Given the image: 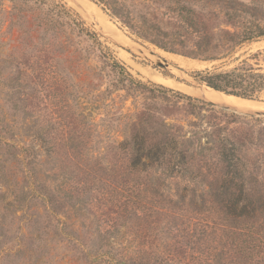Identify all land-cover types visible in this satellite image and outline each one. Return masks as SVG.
I'll list each match as a JSON object with an SVG mask.
<instances>
[{"label": "rangeland", "instance_id": "1", "mask_svg": "<svg viewBox=\"0 0 264 264\" xmlns=\"http://www.w3.org/2000/svg\"><path fill=\"white\" fill-rule=\"evenodd\" d=\"M52 1L64 4L95 37L81 42L85 52L80 53L77 45L67 44L66 33L52 39L39 31L32 41L17 28L9 29L0 15V264H112L109 258L94 262L89 257L102 254L129 259L128 264H198L197 253H207L209 264H244L234 235L219 225L192 235L197 227L191 217L202 201L216 205L222 200L210 189L217 182L213 168L204 163L217 153L209 151L206 139L232 134L240 139V151L249 159L247 186L264 200V115L209 101L195 109L196 118L190 112L194 100L188 104L174 93L204 101L192 91L205 86L197 72L214 67L231 70L245 62L264 74V37L224 55L218 50L223 57L216 61L181 53L193 44L185 33L187 10L201 16V28L218 32L230 29L225 3L238 1L253 9L254 21L264 27V0H116L124 2L132 19L152 28L148 39L136 37L95 1ZM87 1L108 22L79 6ZM181 59L198 63L182 66ZM106 88L112 91L108 96ZM246 100L264 103V90ZM137 111L150 115L143 129L152 143L180 142L197 132L208 150L195 157L192 173L177 168L168 174L166 165L144 172L129 168L128 154L117 146L131 136ZM190 121L197 128L188 126ZM161 123L182 129L169 137ZM26 147L32 150L23 151ZM192 149L199 150L195 144ZM131 187L140 191L141 202L146 199L143 210L125 199ZM116 188L122 189L118 195ZM255 261L245 264H264Z\"/></svg>", "mask_w": 264, "mask_h": 264}, {"label": "trees", "instance_id": "2", "mask_svg": "<svg viewBox=\"0 0 264 264\" xmlns=\"http://www.w3.org/2000/svg\"><path fill=\"white\" fill-rule=\"evenodd\" d=\"M92 1L100 5L110 16L117 18L136 37L141 39L150 37L152 28L132 19L124 6V2L116 0ZM6 3H8V6L5 5ZM223 8V16L230 29H222L218 32L201 28L199 26L201 25V16L192 10H187L185 33L193 44L189 51L181 52L183 55L199 58L202 61H216L223 57L216 54L218 50L224 55L230 53L232 49L241 43L264 37V27L254 21L257 15H255L253 9L243 6L238 1H228ZM70 12L64 4L55 3L52 0H0V15L9 22V29L17 28L19 34L25 35L32 41L35 39V32L39 31L48 34L52 39L63 37V34L66 33L67 38L65 41L67 44L77 45L78 51L84 53L81 42L86 39L94 42L95 34H90L84 27L83 21L78 20V17V19L74 18ZM209 15L211 18L215 17L212 12ZM50 44L47 43L46 45L49 46ZM155 44L166 51L175 52L168 47L170 46L168 44ZM42 51L47 54L46 48ZM245 65L246 63L242 62L240 67L231 70H219L216 67L211 70L205 69L197 72L198 80L206 87L218 92L243 99H254L258 93L264 90V74L254 73L253 68ZM127 76L129 77V86H131L130 84L134 82L129 75ZM135 85L136 87L141 86L140 82H136ZM113 86V88L118 87L117 85ZM122 86H124V89L127 88L126 85ZM159 88L164 90L162 87ZM111 92L106 88L104 93L108 96ZM174 94L178 99L188 101V104L194 100L196 104L194 106L190 104V112L196 118L200 116L196 110H201L202 107L210 105L209 102L192 99L178 92ZM146 106L142 105V109L147 110ZM149 117L150 115L137 111L135 115L136 122L130 125L131 136L124 139L117 146L122 153L128 154L129 168L135 172H144L154 166L166 165L168 174L174 173L177 168L192 173L191 170H194L192 168L196 162L195 157H201L204 150L215 149L217 157L212 161L205 162L204 165L213 168L217 184L214 187L211 186L210 189L214 191V194L217 193V196L222 197V200L216 205L201 202L199 209L191 217L193 229L197 227L195 231L192 230L191 234L193 235L196 232L205 233L209 229L216 230L215 227L219 225V229H225V234L228 236L232 234L235 239L239 240L240 244L238 243V248L237 246L236 248L238 260L241 263L245 264L251 258L264 262V200L261 195H258L247 186L249 182L247 179L249 159L240 151L242 147L240 139L233 134L231 137L225 135L215 137L216 139H212V141L206 139L205 145H212V148L206 149L200 145L197 132L193 131L191 139L194 141L188 138L178 142L171 138L162 143H152L146 140L145 130L143 129L144 120H148ZM161 124L157 126L165 130L166 135L169 137L176 136V133L182 129L180 125ZM188 126L195 129L197 123L190 121ZM193 144L199 149L196 152H193ZM22 150L26 152L32 149L26 147ZM196 169L198 170L199 167H195ZM68 189L71 190L72 188ZM114 191L118 195L120 194L118 191H122V189L118 188L117 190L116 188ZM125 191L127 192L125 199L130 200L129 203L132 206L143 210L147 202L146 199L141 202L143 197L140 196V191L134 187L127 188ZM255 195H258V198L254 199ZM41 197L44 199V196ZM97 256L90 255L89 257L94 262L109 258L108 261L112 264H128L129 261V259L121 260L114 259V257H105L103 254ZM208 257L207 253L194 255V259L198 264H209Z\"/></svg>", "mask_w": 264, "mask_h": 264}, {"label": "bare ground", "instance_id": "3", "mask_svg": "<svg viewBox=\"0 0 264 264\" xmlns=\"http://www.w3.org/2000/svg\"><path fill=\"white\" fill-rule=\"evenodd\" d=\"M79 3H80L79 6H82L84 11H86L88 14H92V15L96 16L100 21L108 22V21L104 20L105 16L101 13V11L92 2L87 1V2H83V3L82 2H79ZM178 62L182 66H188L192 63H196V64L198 63L197 61L184 60V59L178 60ZM202 63H204V62H202ZM148 75L153 79H159V77H160L155 72H151V73L149 72ZM170 82L172 83V85H174L176 87H180V85L177 82H174V81H170ZM185 89H186V91L191 90V88H187V87ZM192 91L194 92V94L198 93L204 99H207L209 101H212L215 103H220V104H225V105H228L231 107L241 109L243 111L264 109V103H259V102L252 101V100H246V99H242V98L231 96V95H224L221 93H217V92L212 91V89H210L206 86H203V87L199 88L198 90L193 89Z\"/></svg>", "mask_w": 264, "mask_h": 264}, {"label": "water", "instance_id": "4", "mask_svg": "<svg viewBox=\"0 0 264 264\" xmlns=\"http://www.w3.org/2000/svg\"><path fill=\"white\" fill-rule=\"evenodd\" d=\"M166 66V65H165ZM214 91H216V90H214ZM221 93V92H220ZM227 95V94H226ZM204 100V99H203ZM205 102H209V100H207V99H205L204 100ZM223 105H225V104H223ZM225 106H228V105H225ZM229 107H231V106H229ZM232 108H234L236 111H239V112H242L243 110H241V109H238V108H235V107H232ZM251 112H252V114L253 115H255V116H260V115H264V111H262V110H259V109H257V110H250Z\"/></svg>", "mask_w": 264, "mask_h": 264}]
</instances>
